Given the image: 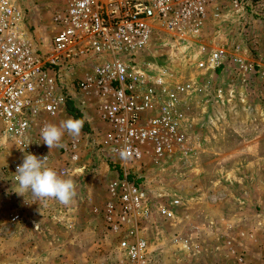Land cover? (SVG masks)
I'll list each match as a JSON object with an SVG mask.
<instances>
[{"label": "rangeland", "instance_id": "rangeland-1", "mask_svg": "<svg viewBox=\"0 0 264 264\" xmlns=\"http://www.w3.org/2000/svg\"><path fill=\"white\" fill-rule=\"evenodd\" d=\"M16 1L30 12L27 27L44 48L56 5ZM239 2L235 8L234 0H221L220 11H210L198 31L182 41L159 33L142 56L147 78L163 79L168 92L180 89L177 111L185 145L193 152L143 156L140 166L124 170L104 143L108 127L93 105L72 90L73 100L48 123L77 119L70 103L85 121L79 138L65 133L63 146L51 151L42 137L33 144L48 156L47 167L75 182L77 195L69 205L44 204L30 191L16 194L17 182L8 169L13 161L22 164L24 156L0 138V264H125V245L137 239L146 241L156 264H264V157L252 162L248 157L244 163L231 155L233 146H242L235 135L247 144L250 138L264 140V0ZM221 46L228 57L224 65L214 71L196 68ZM76 74L62 79L69 85ZM205 118L213 122L205 124ZM224 128L229 131L221 134ZM133 178L159 205L181 200L174 223L152 208L149 218L135 216L112 231L106 216L116 202V184ZM13 212L22 216L17 224L9 223Z\"/></svg>", "mask_w": 264, "mask_h": 264}, {"label": "built area", "instance_id": "built-area-1", "mask_svg": "<svg viewBox=\"0 0 264 264\" xmlns=\"http://www.w3.org/2000/svg\"><path fill=\"white\" fill-rule=\"evenodd\" d=\"M49 1L56 10L42 48L27 27L30 12L16 0H0V138L23 156L33 154L47 161V155L36 152L33 139L41 137L48 120L64 111L71 99L63 91L62 77L79 74V70L75 73L79 67L80 75L70 84L108 127L104 143L122 161L124 170L129 165L140 166L143 156L160 157L186 149L177 111L181 101L176 91L180 89L168 92L163 79L147 78L142 56L159 33L168 34L173 42L196 33L210 11H220L221 0ZM239 5L234 0V7ZM227 59L225 49L217 47L196 68L214 71ZM217 97H221L220 89ZM18 165L13 161L8 169L15 183ZM116 185V202L106 216L112 231H119L135 216L149 218L153 209L167 221L177 220L176 209L182 205L179 198L169 207L159 205L148 197L139 178ZM21 219L20 213L13 212L9 223ZM124 263L156 264L142 239L125 245Z\"/></svg>", "mask_w": 264, "mask_h": 264}, {"label": "clouds", "instance_id": "clouds-1", "mask_svg": "<svg viewBox=\"0 0 264 264\" xmlns=\"http://www.w3.org/2000/svg\"><path fill=\"white\" fill-rule=\"evenodd\" d=\"M85 121L69 117L59 125L46 124L41 129V137L50 151L63 146L65 133L74 139L79 138ZM47 157H37L26 154L21 165L17 166L15 179L17 181L16 194L22 196L31 192L38 201L47 204L49 200H56L63 205L72 203L77 195L76 184L72 179L62 178L58 173L46 166Z\"/></svg>", "mask_w": 264, "mask_h": 264}, {"label": "crops", "instance_id": "crops-1", "mask_svg": "<svg viewBox=\"0 0 264 264\" xmlns=\"http://www.w3.org/2000/svg\"><path fill=\"white\" fill-rule=\"evenodd\" d=\"M76 68H79V67H76ZM63 80H64V82H63ZM63 80H62V84H61L62 88H64L63 91L66 94H68L70 96V99H71L72 98L71 94H72L73 88H72V86H70V83L68 85L65 82V79H63ZM71 100H73V99H71ZM217 120H219V118H217ZM212 122L213 121H211L210 119H209V121H207V119L205 118V124H209V123H212ZM226 131H229V130L224 128L223 130H221V134L225 133ZM234 137H235V141H239L240 143L239 142H237V143H239V145H242V146L237 147V148H234L236 146H233V149H232L233 151L231 153H234V154H231L230 152H227L226 150H224L223 154L234 155V156H236L238 158L237 161H239V162H244V161L247 162L246 159L248 157L252 158L251 160H249V162H252L253 160L257 159L258 157H264V140L260 144V142L257 141V140H259V137L254 138V140H252V138H250L251 141H249V144H247V142H242L243 140H241L242 139L241 136L235 135ZM257 144H258V146H257ZM193 150H194L193 146L192 147H190V146L187 147L186 146V149L178 150L177 152H179L178 155H187L188 153H191V151L193 152ZM244 163H239V164L241 165V164H244ZM5 220H7V219H5ZM196 244H198V243L196 242Z\"/></svg>", "mask_w": 264, "mask_h": 264}, {"label": "trees", "instance_id": "trees-1", "mask_svg": "<svg viewBox=\"0 0 264 264\" xmlns=\"http://www.w3.org/2000/svg\"><path fill=\"white\" fill-rule=\"evenodd\" d=\"M69 111L73 114H75V116L77 117V119H81V115L79 114V112L74 109V107L69 103Z\"/></svg>", "mask_w": 264, "mask_h": 264}]
</instances>
